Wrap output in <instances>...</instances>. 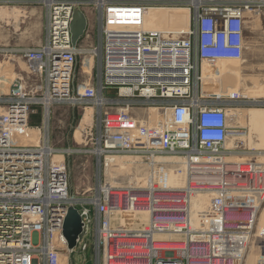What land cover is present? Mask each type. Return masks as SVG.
Here are the masks:
<instances>
[{
	"label": "built area",
	"instance_id": "1",
	"mask_svg": "<svg viewBox=\"0 0 264 264\" xmlns=\"http://www.w3.org/2000/svg\"><path fill=\"white\" fill-rule=\"evenodd\" d=\"M166 1L173 0H0L41 3L45 9L43 42L19 50L38 80L36 93L22 89L18 77L7 86L0 60V264H63V254L72 264L74 252L88 250L93 264L241 263L256 224L253 196L258 205L264 197V157L231 161L236 152L222 149L236 132L228 121L239 95L198 96L197 81L203 65L243 59L247 17L256 19L264 0H190L188 30L173 36L144 29L145 12ZM87 3L93 7L95 40L81 49L72 44L71 21ZM84 15L86 36L90 16ZM80 52L94 59L97 82L88 79L74 96V60ZM46 96L50 105L80 101L95 107L91 152L99 176L84 197L70 195L69 169L63 159L53 160L58 152L69 156L72 151L53 147L44 127L43 132L34 127L37 142L20 135L33 128L32 104ZM143 105L168 110L158 129L129 112ZM120 155L142 163L143 173L111 186L102 172L107 157ZM171 169L182 185L165 183ZM197 193H208L210 201L192 227ZM69 207L81 220L73 248L63 234ZM122 209H144L146 224L112 225Z\"/></svg>",
	"mask_w": 264,
	"mask_h": 264
},
{
	"label": "rangeland",
	"instance_id": "2",
	"mask_svg": "<svg viewBox=\"0 0 264 264\" xmlns=\"http://www.w3.org/2000/svg\"><path fill=\"white\" fill-rule=\"evenodd\" d=\"M189 1L190 0L166 1L159 3L157 6H165L163 8L186 7L190 10L191 20L192 15L191 6L188 5ZM79 7L81 11L90 16V28L88 29V33L85 36L84 32V36L78 41V47L84 49L94 43L93 28L95 25L92 11L93 7L89 3L84 5L80 4ZM0 11V16L3 17V19L0 20V60L4 63V69L6 71V85L9 86V84L18 77L22 83V89L30 94H35L36 91L34 90V84L38 80L35 75L27 70L26 63L19 50L39 47L43 42L45 9L41 3L29 2L19 4H0ZM263 24L264 10L259 13V16L256 19L250 20L248 24V39H245L244 45L250 49L248 50L245 47L243 59L238 62V68L242 80L240 81L238 92H235L239 95L240 102L236 104L234 108L240 110V113L245 109L249 113L264 112V37L261 31ZM179 34H177V36ZM257 35L260 37L258 40L256 39ZM85 64H87V67ZM207 66H209L208 68L210 69L212 68L211 70L215 72V75L217 74L216 65ZM88 79L92 85H95L97 82L95 61L86 52H80L76 55L74 60V80L72 84L74 96L77 95V90L80 88L81 84L87 83L86 81H88ZM199 81L200 80L197 81L198 96L214 97L218 99H225L227 96V94H225V91L227 90L219 92L220 94L223 93L221 95L215 93L213 90H203ZM252 90H258V93L254 92V97H251L253 99L252 103L249 101V103H247L246 100H244L243 93H252L249 92ZM81 91L82 89H80V92ZM111 93V97H114V92ZM137 107L130 108L129 112L145 119V122L149 125H154L156 121L153 119L154 117L157 116V121L160 122L162 120L160 117H166L168 112L164 107L155 105H143L139 108ZM151 107L158 109V115H156L155 110L149 109ZM87 109L92 110L91 121L89 124L83 126L80 137L78 135L75 136V130L79 126ZM31 110L32 111L29 114V125L31 127H40L43 132L44 105L42 103H33ZM95 112L96 110L93 105H86L80 101L77 103L65 101L63 103H53L50 105L51 114L49 115L48 129H46L49 134L50 144L58 150L69 149L72 151L69 156L62 154L63 158L61 155L56 156L55 161L58 162L63 159L69 169L70 195L73 198H81L88 195L90 193V188L94 186L97 177L99 176L98 168L91 152L94 149L95 143ZM157 121L156 123H158ZM236 132L239 134L236 136L233 144L230 147L223 148V151L232 150L236 152L230 154L235 155V158L238 160H246L248 159V156L252 154L255 157L259 152L264 153V147L260 144L259 135L255 130L251 132L248 125L238 123L236 124ZM120 156L125 164L121 165L122 169L120 170V173L118 169L119 167L121 168V166H112L107 173L102 172L103 181L107 182L106 177H109V174H113L117 179H121L122 181L120 180V182L123 183L125 180L128 181V174H131L132 177L139 176L143 173L141 170V168H144L142 163L137 164L139 161L135 162V159L133 158L126 157L125 155ZM130 161H132V164L129 165L128 162ZM255 223V227L251 232V237L245 244V252L243 253V258L240 264H259L260 259L264 257V197L262 198L260 209H257ZM252 251L254 253L256 251V257L252 254ZM86 258L88 260L87 264H93L90 250L85 253L76 251L71 255L72 264H82ZM67 260L65 256H62L61 261L63 264H67Z\"/></svg>",
	"mask_w": 264,
	"mask_h": 264
},
{
	"label": "bare ground",
	"instance_id": "3",
	"mask_svg": "<svg viewBox=\"0 0 264 264\" xmlns=\"http://www.w3.org/2000/svg\"><path fill=\"white\" fill-rule=\"evenodd\" d=\"M163 7H165V6H153V7H150L145 12L144 21H143L144 29L157 30V31H161V32H169V33H172L173 36H177V34L188 30V27L190 24V11L188 10V8H186V7L163 8ZM171 8H173V9H171ZM0 13H1V11H0ZM85 18H86V16H85ZM2 19H3V17L0 16V20H2ZM87 25H88V20L86 19V27H87ZM244 45H245V40H244ZM245 47L248 50L250 49L247 46H244V49H245ZM86 65L87 64H85V66ZM208 67L209 66H207V65H203V67H202V75H201L200 84H201L203 90H213L215 93H217L219 95L223 94V93H221V94L219 93V92H222V90H227V91H225V94H227L229 96H231L234 92H238L240 81L242 80L241 79L242 77L240 75L239 68H238V62L226 61V62H222V64L221 63L216 64V68H217V70H216L217 74L216 75H215V72H213L211 70L212 68L210 69ZM214 70H215V68H214ZM258 90L257 91H254V90L249 91V92H252L253 94L247 93V92H246L247 94L243 93L244 94L243 97L245 98L244 100H246L247 103H249V102L252 103L253 99L251 97H254V95H255L254 92L258 93ZM49 99H50V96H46L43 99L35 100V102L42 101L41 103L46 104V106L44 108V128H45L46 132H47L46 129H48L47 125H48V121H49V115L51 114L50 113V101H49ZM99 101H101L100 97H99ZM254 102H256V101H254ZM261 102H263V101H261ZM149 109L155 110L156 115H158L157 114L158 109L152 108V107ZM91 112H92L91 109H87L85 111V113L82 117V120L80 121L79 126L75 130V136L78 135L80 137L81 133H82L81 129L83 128V126L85 124L90 123ZM229 113H230V119L228 121V125L233 129L232 133L234 131H236L235 130L236 124L240 123V124L248 125L251 132L253 130H255L258 133L260 144L264 147V112H262V113H249L245 109V110H242V112L240 113V110L230 109ZM156 118H157V116L154 117L153 119H155L157 121L158 118L157 119ZM160 119H163V118L160 117ZM156 121H155L154 125L158 129L159 126L156 123ZM38 134H39L38 129L33 127V128H29L28 130H26L24 133H22L20 135H21V137H24V138H27V137L32 138L34 142H37V139H38L37 135ZM238 134H237V132H234V134H233L234 137L232 136L233 138L232 137L228 138V140L226 142L227 147H230L233 144V141L236 139V136H238ZM58 155L62 156V154L60 152L56 153L55 156L53 157L54 162H56L55 157ZM258 155L261 158L264 157V153L259 152L257 154V156ZM62 158H63V156H62ZM107 159L110 162L107 165V167H105V173H107V171L112 166L125 165L120 157H118V158L117 157H113V158L107 157ZM231 159H232L231 161L241 162L240 160H238L235 157H232ZM169 160H178V158H170ZM128 164L129 165L132 164V161L128 162ZM121 169H122V166H121V168L119 167V169H118L119 173H120ZM106 179H107L108 184H110L111 186H115L116 184H121L120 183L121 179H117L116 177L113 176V174L112 175L109 174V177H106ZM127 179H128L127 182L133 181L131 174H128ZM165 183L168 184L169 186L176 187V186L182 185L183 181L179 177L177 172L174 169H171L168 172ZM263 186H264V184H263ZM259 200L260 199L258 198L257 195L253 196L254 204H256V208L258 207V209H260V205H261V202L258 205ZM209 201H210V198H209L208 193H197V194L192 196L191 216H190V225L192 227L198 226V224H199V218H198L199 213L198 212L203 210L204 208H206L209 204ZM147 220H148V215L144 209L143 210L122 209L121 211H118L116 213V215L113 217L112 225L119 224L120 226H125L128 228H137V227H143L146 224ZM252 254L255 255V257H256V251H255V253L253 252ZM62 256H65L66 260L67 259L69 260V255L63 254ZM247 259H248V257H247Z\"/></svg>",
	"mask_w": 264,
	"mask_h": 264
},
{
	"label": "water",
	"instance_id": "4",
	"mask_svg": "<svg viewBox=\"0 0 264 264\" xmlns=\"http://www.w3.org/2000/svg\"><path fill=\"white\" fill-rule=\"evenodd\" d=\"M86 28V18L84 12L76 9L71 21V40L72 44H76L83 36ZM81 232V220L77 210L74 207H69L64 221L63 234L66 237L68 248H73L76 244V239Z\"/></svg>",
	"mask_w": 264,
	"mask_h": 264
},
{
	"label": "flooded vegetation",
	"instance_id": "5",
	"mask_svg": "<svg viewBox=\"0 0 264 264\" xmlns=\"http://www.w3.org/2000/svg\"><path fill=\"white\" fill-rule=\"evenodd\" d=\"M249 22H250V19H249V17H247V21H246V25H245V28H244V33H243V38H244V40L246 39H248V34H249ZM261 31H262V34H263V37H264V24L262 25V27H261ZM256 39L258 40V39H260V37L257 35L256 36Z\"/></svg>",
	"mask_w": 264,
	"mask_h": 264
},
{
	"label": "crops",
	"instance_id": "6",
	"mask_svg": "<svg viewBox=\"0 0 264 264\" xmlns=\"http://www.w3.org/2000/svg\"><path fill=\"white\" fill-rule=\"evenodd\" d=\"M94 40H95V36H93Z\"/></svg>",
	"mask_w": 264,
	"mask_h": 264
}]
</instances>
